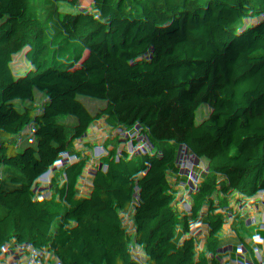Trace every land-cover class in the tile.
Wrapping results in <instances>:
<instances>
[{"label":"trees","instance_id":"1","mask_svg":"<svg viewBox=\"0 0 264 264\" xmlns=\"http://www.w3.org/2000/svg\"><path fill=\"white\" fill-rule=\"evenodd\" d=\"M255 134L264 0H0V264H264Z\"/></svg>","mask_w":264,"mask_h":264},{"label":"rangeland","instance_id":"2","mask_svg":"<svg viewBox=\"0 0 264 264\" xmlns=\"http://www.w3.org/2000/svg\"><path fill=\"white\" fill-rule=\"evenodd\" d=\"M19 101L26 108L27 112L33 116L40 127V137L53 142L52 129L47 115L44 113L43 108L38 100L34 96L19 95ZM19 139L25 142H35L36 137L29 134L20 133ZM49 232V231H48ZM48 232H46L48 234ZM50 236L52 234L50 233ZM169 242V238L165 235L161 236L156 243V252L162 251ZM83 261L84 263H81ZM97 263V261H95ZM93 262H86V260L76 259L75 257L69 255L64 246L57 249L52 253L47 261V264H92Z\"/></svg>","mask_w":264,"mask_h":264},{"label":"built area","instance_id":"3","mask_svg":"<svg viewBox=\"0 0 264 264\" xmlns=\"http://www.w3.org/2000/svg\"><path fill=\"white\" fill-rule=\"evenodd\" d=\"M264 144V135L255 134L237 139H230L226 142V148L229 153L240 154L243 158H247L256 146Z\"/></svg>","mask_w":264,"mask_h":264}]
</instances>
